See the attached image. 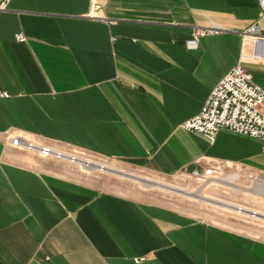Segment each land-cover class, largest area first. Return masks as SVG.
<instances>
[{
	"label": "crops",
	"instance_id": "1",
	"mask_svg": "<svg viewBox=\"0 0 264 264\" xmlns=\"http://www.w3.org/2000/svg\"><path fill=\"white\" fill-rule=\"evenodd\" d=\"M256 21L264 34L257 0H12L0 15L11 94L0 97V264H264L262 237L65 176L49 167L63 159L4 141L168 176L212 158L264 169L259 138L225 128L210 143L182 126L238 62L264 88L242 35ZM198 27L220 31L188 46Z\"/></svg>",
	"mask_w": 264,
	"mask_h": 264
},
{
	"label": "built area",
	"instance_id": "2",
	"mask_svg": "<svg viewBox=\"0 0 264 264\" xmlns=\"http://www.w3.org/2000/svg\"><path fill=\"white\" fill-rule=\"evenodd\" d=\"M12 0H0V15L10 6ZM264 14V0H257ZM216 28L198 27L195 29L194 39L188 42V46L197 45L198 37L208 33H218ZM242 35L250 39L253 44L252 57L264 61V34L260 21L253 22L247 27ZM16 39L26 41L23 32H19ZM201 110L195 116L182 122V126L190 131L202 134L210 143L217 140V135L222 129H230L237 134H243L262 141V152L264 154V88L255 81L252 74L240 62L233 66L212 88ZM11 94L1 85L0 97L6 98ZM4 141L18 149L38 151L45 157L53 156V148L49 145L36 144L24 135L7 132ZM196 168H185V172L191 179H222L227 176L236 177L235 183L242 187L247 183V188L260 192L264 188V169L244 170L243 166L224 162L217 159L199 160ZM182 172V173H183ZM142 260V259H140Z\"/></svg>",
	"mask_w": 264,
	"mask_h": 264
},
{
	"label": "rangeland",
	"instance_id": "3",
	"mask_svg": "<svg viewBox=\"0 0 264 264\" xmlns=\"http://www.w3.org/2000/svg\"><path fill=\"white\" fill-rule=\"evenodd\" d=\"M61 150L78 155L80 158H91L94 161L104 163L103 165L107 168H112L111 170H104L97 167L87 169L83 166L82 160H80V162H74L69 158L63 159L60 162H50L49 167L51 169L54 168L65 176L98 186L99 188L110 192L114 191L123 195L126 194L138 200L141 199L147 203H157L172 207L179 211H185L198 218H204L212 223L214 222L224 227H229L241 233L244 232L255 237L264 238V214L254 212L243 206L246 205L250 208H258L264 211V198H262L261 195H248L244 192L237 193L235 190L231 189V185H227V188H223L219 186L222 185L220 184L221 182H212L211 184H208L210 181L205 182L200 179H191L185 172L168 176L157 172H151L140 167L138 168L127 162L115 159H104L84 152H74L71 149L67 150V148ZM117 172H121L123 175ZM128 174L146 178L153 182L156 181L166 185L171 184L180 189L198 191L201 188L205 195L217 198L224 202L228 201L232 203L233 201L232 204L234 206L226 208L214 201L211 202L187 196L185 194L183 195L181 192L172 191L170 189L168 190L158 185L147 186L136 181V179L133 180L134 178L131 179ZM242 185L247 186V183H243L242 181ZM238 209L241 212L238 211ZM246 209L249 210L248 213L242 212ZM252 214H259V216L253 217Z\"/></svg>",
	"mask_w": 264,
	"mask_h": 264
},
{
	"label": "bare ground",
	"instance_id": "4",
	"mask_svg": "<svg viewBox=\"0 0 264 264\" xmlns=\"http://www.w3.org/2000/svg\"><path fill=\"white\" fill-rule=\"evenodd\" d=\"M26 138L27 139H29L27 136H26ZM32 142H34V141H32ZM34 143H38V144H40L39 142H34ZM53 148V151H54V153H53V156H57V157H60L61 159H66V158H69V159H71L72 161H74V162H80V157L78 156V155H75V154H73V153H69V152H67V151H63V150H61V149H56V148H54V147H52ZM81 158H83V157H81ZM88 158V157H87ZM83 161V166L85 167V168H87V169H89V168H91V169H93V168H100V169H104V170H111L112 168H107L105 165H100V164H94L93 162L91 163V161H84V160H82ZM117 173H119V174H121V175H123V173H121V172H117ZM129 175V174H128ZM129 177H131V178H134V179H136L137 181H139L140 183H143L144 185H147V186H154V185H158V186H160V187H163V188H165V189H170V190H172V191H176V192H181L183 195L185 194V195H187V196H191V197H196V198H200V199H203V200H208V201H211V202H216V203H219V204H221V205H223L224 207H226V208H228V207H233L234 205L232 204V203H230V202H221L220 200H218L217 198H212V197H210V196H207V195H205L203 192H202V189L200 188L198 191H196V190H188V189H180L179 187H177V186H174V185H171V184H169V185H166V184H162V183H160V182H156V181H151V180H148V179H146V178H142V177H136V176H134V175H129ZM236 179V177H234V176H227L226 178H222V179H214V178H212V179H208V180H206V182H208V181H210L208 184H211L212 182H221L220 184H222V185H226L227 186V184H229V185H231L232 186V188L235 190V191H244V190H248V191H252V192H254L255 194H262V193H264V188H258V189H261L260 190V192L261 193H259V191H255V190H252L251 188H247V187H240V186H238L236 183H235V180ZM181 190V191H180ZM238 193V192H237ZM241 209V208H240ZM242 210V209H241ZM247 210V211H246ZM246 210H243L242 212H249V210L248 209H246ZM238 211H240L239 209H238ZM241 212V211H240ZM252 216L253 217H257V216H259V214H256V215H254V214H252Z\"/></svg>",
	"mask_w": 264,
	"mask_h": 264
}]
</instances>
